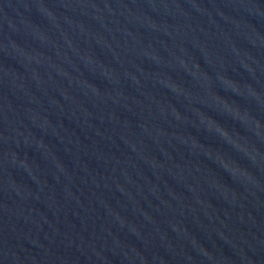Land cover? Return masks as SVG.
I'll list each match as a JSON object with an SVG mask.
<instances>
[{
    "label": "water",
    "instance_id": "95a60500",
    "mask_svg": "<svg viewBox=\"0 0 264 264\" xmlns=\"http://www.w3.org/2000/svg\"><path fill=\"white\" fill-rule=\"evenodd\" d=\"M0 264H264V0H0Z\"/></svg>",
    "mask_w": 264,
    "mask_h": 264
}]
</instances>
